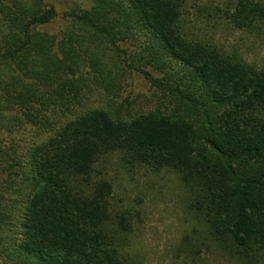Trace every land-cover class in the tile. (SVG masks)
I'll list each match as a JSON object with an SVG mask.
<instances>
[{"label": "trees", "instance_id": "1", "mask_svg": "<svg viewBox=\"0 0 264 264\" xmlns=\"http://www.w3.org/2000/svg\"><path fill=\"white\" fill-rule=\"evenodd\" d=\"M91 1L50 33L46 0H0V264H131L118 232L132 217L112 213V184L93 175L114 152L177 172L210 244L262 264L264 69L185 38L186 0ZM229 20L263 21L264 0H237ZM133 73L164 101L132 112L120 93ZM91 89L103 106H86ZM24 126L43 136L20 155L5 138Z\"/></svg>", "mask_w": 264, "mask_h": 264}, {"label": "rangeland", "instance_id": "2", "mask_svg": "<svg viewBox=\"0 0 264 264\" xmlns=\"http://www.w3.org/2000/svg\"><path fill=\"white\" fill-rule=\"evenodd\" d=\"M57 16L48 27L57 33L66 26L62 17L71 8L89 9L91 0H46ZM237 0H186L179 31L189 41L207 43L222 53L259 69H264V20L239 29L229 20ZM121 98L130 96L131 111L151 109L164 101L140 73H133L123 84ZM120 98V99H121ZM106 97L99 90L87 93V107L103 106ZM5 144L25 155L43 134L33 126L17 128L7 134ZM94 179L112 184L109 203L113 214L129 212L132 227L118 232L119 250L131 264H243L222 252L207 239L205 226L189 209V192L177 172L155 170L145 165L123 163L118 152L103 156L95 165ZM109 229L116 230L113 222ZM19 229H10L4 244L11 245ZM197 249H200L197 252ZM264 264V259L263 263Z\"/></svg>", "mask_w": 264, "mask_h": 264}]
</instances>
